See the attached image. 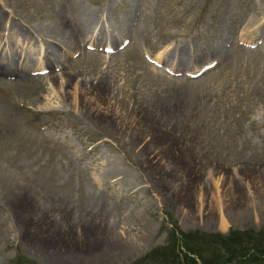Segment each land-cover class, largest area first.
<instances>
[{
  "label": "rangeland",
  "instance_id": "obj_1",
  "mask_svg": "<svg viewBox=\"0 0 264 264\" xmlns=\"http://www.w3.org/2000/svg\"><path fill=\"white\" fill-rule=\"evenodd\" d=\"M173 230L264 245V0H0V264H180Z\"/></svg>",
  "mask_w": 264,
  "mask_h": 264
},
{
  "label": "trees",
  "instance_id": "obj_2",
  "mask_svg": "<svg viewBox=\"0 0 264 264\" xmlns=\"http://www.w3.org/2000/svg\"><path fill=\"white\" fill-rule=\"evenodd\" d=\"M236 234L233 232L227 238H224L220 234L212 236L195 231L192 233H181L173 230V238L178 237L181 239L182 243L180 244L184 249V253L179 252L182 257L180 264H228V262L239 258L250 260L251 258L254 259L255 255H264V245L262 243L259 244L260 241L255 239V243L246 244L243 240V243H241L240 240H249L251 236ZM201 242L206 244V248L200 245ZM212 244L214 246L212 253L215 254V259L202 254V248L207 250Z\"/></svg>",
  "mask_w": 264,
  "mask_h": 264
},
{
  "label": "bare ground",
  "instance_id": "obj_3",
  "mask_svg": "<svg viewBox=\"0 0 264 264\" xmlns=\"http://www.w3.org/2000/svg\"><path fill=\"white\" fill-rule=\"evenodd\" d=\"M64 4V3H63ZM71 6V5H70ZM64 8V7H63ZM72 11V10H71ZM80 12H81V14H82V11H79V10H76V12H75V14H77V15H80ZM54 14V13H53ZM53 20H55V19H53ZM61 23L62 24H64L62 21H61ZM58 26H60V24L58 25ZM52 30V29H51ZM78 32V31H77ZM51 33V38H53L54 39V37H55V35H56V33H58L57 31H56V33L55 32H50ZM67 34V33H66ZM83 34H84V32H78V35H77V37H78V40H79V42L80 43H82L83 41ZM58 35H59V33H58ZM56 38V37H55ZM66 38V37H65ZM109 248H111V249H113V250H108L107 251V249H109ZM127 248H129V247H127V243H121L120 241L118 242L116 239H113V238H111L110 239V241H109V239H108V241H107V243H106V245L104 246V250H106V251H103L104 253H102V254H100V257H99V259H97V260H94L93 259V261H92V263H95V264H103L104 262H106V259L108 258L109 259V257H112V255H115V254H117V255H115V256H118L119 255V253L120 252H125L126 250H127ZM132 251V250H131ZM105 257V258H104Z\"/></svg>",
  "mask_w": 264,
  "mask_h": 264
}]
</instances>
